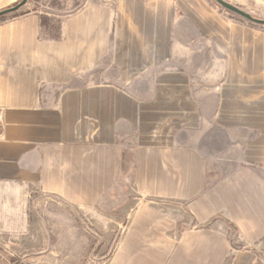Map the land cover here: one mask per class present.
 I'll use <instances>...</instances> for the list:
<instances>
[{
    "label": "crops",
    "instance_id": "1",
    "mask_svg": "<svg viewBox=\"0 0 264 264\" xmlns=\"http://www.w3.org/2000/svg\"><path fill=\"white\" fill-rule=\"evenodd\" d=\"M36 2L0 21V227L41 234L40 197L112 212L127 195L130 234L154 235L145 204L193 199L200 222L235 209L248 251L264 244V29L208 0H91L61 19ZM207 246L175 252L225 264Z\"/></svg>",
    "mask_w": 264,
    "mask_h": 264
},
{
    "label": "rangeland",
    "instance_id": "2",
    "mask_svg": "<svg viewBox=\"0 0 264 264\" xmlns=\"http://www.w3.org/2000/svg\"><path fill=\"white\" fill-rule=\"evenodd\" d=\"M30 1L27 0L23 7ZM36 1L38 2L34 9L29 12L41 16L52 14L54 19H61L91 0ZM208 1L233 20L239 21L236 15L233 16L222 9L214 0ZM225 1L254 18L264 20V0ZM23 7L7 14L3 20L15 15ZM245 23L251 27L264 29L261 25ZM121 199L123 203L112 204L115 210L111 212V209L108 210L109 205L104 203L102 198L79 205L66 202L59 204L43 197L37 198L40 205H36L35 198L34 204L40 211L38 214L41 229L44 228L40 231L42 233L33 235L30 229L25 230L23 227L21 229L23 234H17L15 231L10 232L8 227L7 229L0 227V264H184L181 262L184 261L183 253L175 252L184 243L190 244L191 247L187 260H200L197 256V247H203L208 243L207 248L204 247V252H201L203 259L204 256L220 259L216 257L220 254L224 263L230 264L235 261V255L240 251L256 258L257 264H264L263 242L254 245L256 250L248 251L253 247L235 231V209H230V203L225 206H228L234 215L230 216L231 213L229 215L225 208L213 217L204 219L203 223L199 219L201 209L196 208L195 204L191 208L193 199L159 200L161 203L145 204L156 211L155 215L146 220L145 225L147 231L154 227L156 234L146 236L130 234V229L134 231L136 221L131 217L127 218L126 214H133L137 205L128 203L127 195ZM138 200L135 198L133 201L136 203ZM47 214L50 219L47 218ZM158 228L162 232L160 235L157 233ZM206 231H214L218 235L200 236ZM149 232L152 233L150 230ZM142 243L147 248H144ZM156 244H160L161 248L166 250L168 248L166 257L161 260L156 258L158 252L154 250L157 248H152ZM175 256L182 260L175 262L172 260ZM189 263L200 264L194 261Z\"/></svg>",
    "mask_w": 264,
    "mask_h": 264
},
{
    "label": "water",
    "instance_id": "3",
    "mask_svg": "<svg viewBox=\"0 0 264 264\" xmlns=\"http://www.w3.org/2000/svg\"><path fill=\"white\" fill-rule=\"evenodd\" d=\"M27 0H20L17 4H15L14 6L5 9L3 11H0V17L1 16H5L7 14H10L12 12L17 11L18 9H20L21 7H23L26 4ZM214 2L220 6L222 9L242 18L245 21H248L250 23H254L256 25H261L264 26V20L261 19H257L254 18L253 16H251L250 14L244 12L243 10L239 9L238 7L234 6L233 4L225 1V0H214Z\"/></svg>",
    "mask_w": 264,
    "mask_h": 264
},
{
    "label": "trees",
    "instance_id": "4",
    "mask_svg": "<svg viewBox=\"0 0 264 264\" xmlns=\"http://www.w3.org/2000/svg\"><path fill=\"white\" fill-rule=\"evenodd\" d=\"M20 1V0H19ZM18 1V2H19ZM17 2V3H18ZM231 15H233V16H235L234 14H232V13H230ZM6 17V15L5 16H1L0 17V20H3L4 18ZM235 17H237V19L239 20V21H241V22H247V23H249V24H251L250 22H248V21H245V20H243L242 18H240V17H238V16H235ZM251 25H253V24H251Z\"/></svg>",
    "mask_w": 264,
    "mask_h": 264
}]
</instances>
